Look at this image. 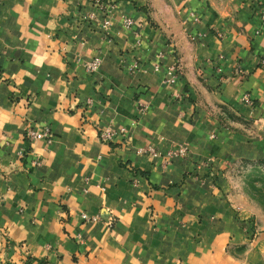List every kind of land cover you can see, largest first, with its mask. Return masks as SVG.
Wrapping results in <instances>:
<instances>
[{"label": "crops", "instance_id": "crops-1", "mask_svg": "<svg viewBox=\"0 0 264 264\" xmlns=\"http://www.w3.org/2000/svg\"><path fill=\"white\" fill-rule=\"evenodd\" d=\"M262 9L0 0V264H264L226 174L264 163Z\"/></svg>", "mask_w": 264, "mask_h": 264}, {"label": "rangeland", "instance_id": "rangeland-1", "mask_svg": "<svg viewBox=\"0 0 264 264\" xmlns=\"http://www.w3.org/2000/svg\"><path fill=\"white\" fill-rule=\"evenodd\" d=\"M226 174L232 189L245 197L244 207L239 210L250 213L255 230L264 231V163L236 160L227 166Z\"/></svg>", "mask_w": 264, "mask_h": 264}, {"label": "built area", "instance_id": "built-area-1", "mask_svg": "<svg viewBox=\"0 0 264 264\" xmlns=\"http://www.w3.org/2000/svg\"><path fill=\"white\" fill-rule=\"evenodd\" d=\"M190 16L192 17L193 22H197L198 18L196 16H194L192 13H190ZM260 19L264 20V9L260 10ZM123 23L126 26H129L132 24V21L129 18H124L123 19ZM102 24L103 25H107L108 24V20L107 19H103L102 20ZM100 60L97 57H93L90 60H86L82 62V67L83 69L87 72V73H91L93 71H95L97 69V67L99 66ZM261 63H264V59L261 60ZM159 68L158 64H154L153 65V69L157 70ZM127 71L131 72L133 71V66L132 65H128L127 66ZM176 79V71L173 67H170L167 69V71H165V74L162 78V83L164 84H172ZM243 101L245 103L249 102V98L246 94H244L243 96ZM123 128H120L118 130V132H122ZM117 132L109 129V128H104L102 130H100L98 132V139L100 141H108L109 139L112 138V136H114V134H116ZM24 137H26L29 140H34L37 139L39 137L44 138L46 140V142H50V132L48 131V128H44L43 130H36V129H32V128H26L24 131ZM186 148H178L177 150H168L165 152L164 157L166 159L172 158L174 156H182L185 154ZM138 153H143V152H147L150 154H159V152H157L153 147L151 146H147L146 148H138L137 149ZM36 163V162H35ZM81 217L83 219H93L92 217L89 218L88 216H86L84 213L81 214Z\"/></svg>", "mask_w": 264, "mask_h": 264}, {"label": "trees", "instance_id": "trees-1", "mask_svg": "<svg viewBox=\"0 0 264 264\" xmlns=\"http://www.w3.org/2000/svg\"><path fill=\"white\" fill-rule=\"evenodd\" d=\"M246 231L248 234V238L251 237L255 232L254 224H253L251 218H248V227H247Z\"/></svg>", "mask_w": 264, "mask_h": 264}]
</instances>
